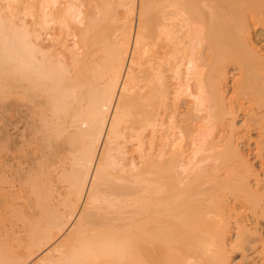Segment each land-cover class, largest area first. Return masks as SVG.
Masks as SVG:
<instances>
[{
    "label": "bare ground",
    "instance_id": "1",
    "mask_svg": "<svg viewBox=\"0 0 264 264\" xmlns=\"http://www.w3.org/2000/svg\"><path fill=\"white\" fill-rule=\"evenodd\" d=\"M260 1L0 0V264H179L191 236L189 264H231L261 241Z\"/></svg>",
    "mask_w": 264,
    "mask_h": 264
},
{
    "label": "rangeland",
    "instance_id": "2",
    "mask_svg": "<svg viewBox=\"0 0 264 264\" xmlns=\"http://www.w3.org/2000/svg\"><path fill=\"white\" fill-rule=\"evenodd\" d=\"M236 1V0H235ZM253 1H255V0H253ZM256 1H260V0H256ZM262 1V0H261ZM260 1V2H261ZM245 7H247V9H243V11H244V13H243V11H241V13H243L244 15H242L239 19H242V17L244 18V16H246V11H248V9H249V6H245ZM205 12H207L206 10H205ZM204 12V13H205ZM208 13V12H207ZM202 16V15H201ZM204 16H206V14L205 15H203V17ZM207 17H208V19L210 18L209 16H206V17H204L206 20H207V22H209V20L207 19ZM205 19H204V21H205ZM217 18H215V21H216V23H217V20H216ZM220 20H224L223 18L221 19V18H219ZM218 19V21L220 22V20ZM246 20V18H244L243 19V21H245ZM261 20H263V18H261ZM213 21V20H212ZM240 21V23H241V20H239ZM252 21V20H251ZM218 22V23H219ZM259 22H261V21H259ZM217 23V24H218ZM235 23H237V21L235 20ZM234 24V23H233ZM237 24H239V23H237ZM243 24V23H242ZM253 24V25H252ZM261 24H263V21L261 22ZM260 23H258V20L257 21H252V23H251V25H252V27H254V29L252 28L251 29V31H253V33L254 32H256L257 33V31H258V29L260 30V25H261ZM236 25V24H235ZM240 26H241V24H239ZM259 25V26H258ZM234 26V25H233ZM237 26V25H236ZM257 26V27H256ZM235 27V26H234ZM238 27V26H237ZM240 29V28H239ZM233 31H234V29H233ZM70 39V38H69ZM258 39V38H257ZM232 42V40L230 41V43ZM229 43V42H228ZM232 44H234L233 42L231 43V45ZM226 46H228V44L226 45ZM235 46V45H234ZM258 46L259 47H261L262 48V53L264 54V43H263V41L262 42H259L258 43ZM229 47L230 46H228V49L227 50H231V48L233 49V50H236V49H238V45L237 46H235L236 48H233L232 46H231V48L229 49ZM240 47V46H239ZM238 50H240V49H238ZM237 50V51H238ZM242 50V49H241ZM234 53H236L235 55H236V57H238V58H236L235 57V55L234 54H231L232 56V58L231 59H229V58H227L226 59V61H224L225 63H224V68H225V72H226V74H227V81H226V84H225V87H226V92H225V95H227V96H231L232 94H233V92L235 91V82L234 81H232L231 79H233V77L234 78H236L237 80H239L240 81V83L241 82H244L243 80L241 81V75L239 74V71H240V68H239V70H238V68L237 67H241L242 68V66H239L238 65V63H237V59H239L240 57L242 58V59H245L244 57H242L243 56V54H241L240 55V52L238 51V52H235V51H233ZM230 53H232V52H230ZM237 53H238V55L239 56H237ZM242 53H243V51H242ZM242 59H240V60H242ZM239 61V60H238ZM240 62H243V61H240ZM247 62V61H246ZM249 63H245V62H243V66H244V63L246 64V69H247V71L249 70H251V73H253L254 72V69H252L251 67L254 65L251 61H248ZM253 64V65H252ZM250 65V66H249ZM251 68V69H250ZM244 69V68H243ZM242 70V69H241ZM238 71V72H237ZM232 82V83H231ZM247 82H249L248 83V85H247ZM246 82V86L245 87H248L249 85L250 86H253L254 85V83L253 82H251V81H247ZM245 84V83H244ZM248 92H252V90L250 89V87H249V89H247L246 90V93H248ZM264 100V99H263ZM264 105V101H263V103H261V105ZM263 105H262V107H263ZM264 108V107H263ZM264 110V109H263ZM263 113H264V111H263ZM237 114H238V112H237ZM238 115H240V118L238 119H236V121H235V123L237 124H240L241 122L240 121H242V114H241V112L238 114ZM237 124V125H238ZM238 126H240V125H238ZM249 135H250V137H251V139L252 140H254V139H256L257 138V134H256V132L254 131V129H251V131H250V133H249ZM252 142H251V149H253V147H252ZM250 154H247V155H249L248 156V158H249V160H250V162L253 164V166H254V168L255 169H257V170H260L261 168H263V165L261 166V163H259V160L258 159H256V158H258L256 155H253V154H255L254 152L252 153V152H249ZM259 166H261V168H259ZM245 213H247V215H249L248 217L249 218H251V216H253L249 211H247V212H245ZM253 219V217L251 218V220ZM250 220V219H249ZM250 220V221H251ZM233 221H231V223H230V227H231V231H232V233L229 235V236H232L233 234H234V230L233 229H235V228H233L232 227V225H233V223H232ZM256 226V229L258 230V237H259V239H261V241L259 240L256 244H254L253 245V247L251 248L250 247V249L248 248H243V249H241L242 248V246H244V245H242L241 246V244H240V247H236L235 249L233 248L232 250H230L231 252H230V258H229V261H230V263L231 264H262L263 263V237H264V219L262 218L261 220H260V222L257 224V225H255ZM184 235V234H183ZM188 235V234H187ZM185 236V235H184ZM183 237V236H182ZM185 237H188V236H185ZM184 238V237H183ZM182 238V239H183ZM189 238V239H188ZM188 238H186V239H184V240H182V239H180V243H179V245H178V243H177V245L178 246H176V248H175V250L174 251H176V254L174 253H172V255H173V257L175 258L176 256V258L178 259V263L179 264H182L181 262H184L185 261V263H186V261L188 262V264H189V261H188V259L189 258H193L195 261L197 260L198 261V259H199V257H200V259L202 258L201 256V254L198 252V251H196L195 249H197V248H195V244L196 243H194L193 245H194V247H192L190 244H191V241H192V236H191V241H189L190 240V237H188ZM194 239V238H193ZM188 240V241H187ZM187 241V242H186ZM193 241H195V239L193 240ZM193 243V242H192ZM198 246V245H197ZM192 248V249H191ZM198 249H200V248H198ZM197 249V250H198ZM245 249V250H244ZM246 250H248V251H246ZM200 252H202V249L200 250ZM203 253V252H202ZM175 255V256H174ZM191 258V260H193ZM199 259V260H200ZM171 260H172V262L171 263H173V261H174V259L173 258H171ZM190 260V259H189ZM193 260V261H194ZM194 261V262H195ZM201 261V260H200ZM199 261V262H200ZM175 262V261H174ZM190 262H192V261H190ZM174 264V263H173ZM175 264H177V262H175ZM207 264H209V263H207Z\"/></svg>",
    "mask_w": 264,
    "mask_h": 264
}]
</instances>
